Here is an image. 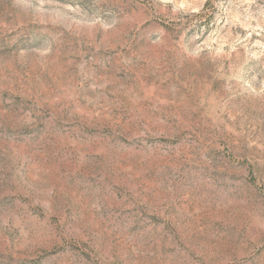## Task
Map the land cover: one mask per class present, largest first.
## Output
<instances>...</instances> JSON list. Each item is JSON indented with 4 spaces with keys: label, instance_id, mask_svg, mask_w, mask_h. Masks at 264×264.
Masks as SVG:
<instances>
[{
    "label": "rangeland",
    "instance_id": "374dc122",
    "mask_svg": "<svg viewBox=\"0 0 264 264\" xmlns=\"http://www.w3.org/2000/svg\"><path fill=\"white\" fill-rule=\"evenodd\" d=\"M0 264H264V0H0Z\"/></svg>",
    "mask_w": 264,
    "mask_h": 264
}]
</instances>
